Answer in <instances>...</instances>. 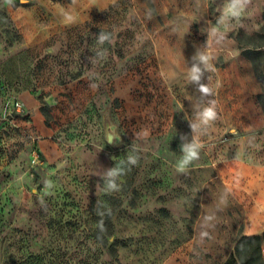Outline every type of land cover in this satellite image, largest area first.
I'll use <instances>...</instances> for the list:
<instances>
[{"label": "rangeland", "instance_id": "374dc122", "mask_svg": "<svg viewBox=\"0 0 264 264\" xmlns=\"http://www.w3.org/2000/svg\"><path fill=\"white\" fill-rule=\"evenodd\" d=\"M116 1L0 0V264H222L264 233V0L238 19L227 0H124L115 17L146 42L95 57ZM197 49L204 100L187 78ZM207 100L218 118L193 134ZM182 135L201 147L178 172Z\"/></svg>", "mask_w": 264, "mask_h": 264}, {"label": "trees", "instance_id": "16d2710c", "mask_svg": "<svg viewBox=\"0 0 264 264\" xmlns=\"http://www.w3.org/2000/svg\"><path fill=\"white\" fill-rule=\"evenodd\" d=\"M124 3V0H117L102 12L101 18L103 21L107 22V27L101 28V24H99L98 27H95L93 30H95L96 34H105L108 36V39L101 43V46L97 51L92 52L95 57L102 58L106 54L111 58V55L114 54V56L118 58H125L131 50L134 49L135 44L140 42L139 38H136V34H139V37H144V40L142 41L146 42L147 39L143 35V31L136 28L131 29L123 23L126 17L125 8L122 9L123 12L119 18L115 17L117 13H119L117 11L118 7ZM114 35L116 39L111 43L110 40L113 39ZM83 40L84 37L79 36L75 42V48L80 47ZM253 54L259 56L264 55V52L255 51ZM77 57L81 60L85 58L82 51L79 52ZM134 58L139 59L138 61L142 64V66H134L137 72L145 70L144 68L147 67V63L151 60V57L146 52L145 45L141 47V52ZM254 62L256 61L253 59V63ZM254 66L255 70H257L256 64ZM259 101L262 108H264V94L259 95ZM262 249H264V233L261 235H243L236 242L233 252L222 264H264V254H262Z\"/></svg>", "mask_w": 264, "mask_h": 264}, {"label": "clouds", "instance_id": "9594fccd", "mask_svg": "<svg viewBox=\"0 0 264 264\" xmlns=\"http://www.w3.org/2000/svg\"><path fill=\"white\" fill-rule=\"evenodd\" d=\"M249 0H227L224 10V15L239 18L244 9L247 7ZM65 15V21L71 22L73 17L68 14ZM223 16L221 17V20ZM99 42L103 43L108 39V36L101 33L99 35ZM192 63L188 69L187 78L191 84L196 86V90L200 93V99L204 100L212 95L210 87L204 83L205 73L211 70L210 60L211 57L206 52L197 49L192 56ZM195 120L189 122L191 132L195 134L198 129H206L217 120L216 102L214 100H207L206 103H194L193 104ZM118 138L114 137L113 140ZM180 150L183 153L181 159L177 164V171L184 172L189 164L199 158V149L201 145L197 142L195 136L191 141L187 140V136H181ZM130 164L135 165L137 160L134 157H129ZM123 174V169L120 167L110 168L106 173V188L110 191L118 190L119 186L116 183L118 176ZM102 224V222H101Z\"/></svg>", "mask_w": 264, "mask_h": 264}, {"label": "built area", "instance_id": "2783aa9c", "mask_svg": "<svg viewBox=\"0 0 264 264\" xmlns=\"http://www.w3.org/2000/svg\"><path fill=\"white\" fill-rule=\"evenodd\" d=\"M10 105L12 111L17 114H23L25 112L24 105L18 100H12Z\"/></svg>", "mask_w": 264, "mask_h": 264}]
</instances>
